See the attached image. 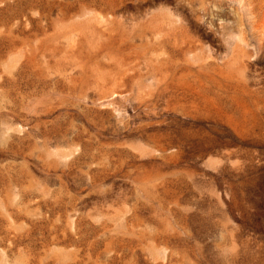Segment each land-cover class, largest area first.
Wrapping results in <instances>:
<instances>
[{"label": "rangeland", "instance_id": "rangeland-1", "mask_svg": "<svg viewBox=\"0 0 264 264\" xmlns=\"http://www.w3.org/2000/svg\"><path fill=\"white\" fill-rule=\"evenodd\" d=\"M0 264H264V0H0Z\"/></svg>", "mask_w": 264, "mask_h": 264}]
</instances>
